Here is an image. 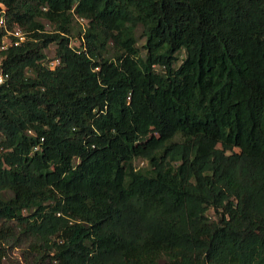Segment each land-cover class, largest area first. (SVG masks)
I'll return each mask as SVG.
<instances>
[{"label":"trees","instance_id":"16d2710c","mask_svg":"<svg viewBox=\"0 0 264 264\" xmlns=\"http://www.w3.org/2000/svg\"><path fill=\"white\" fill-rule=\"evenodd\" d=\"M0 10L30 38L2 53L0 264L21 237L34 264H264V0Z\"/></svg>","mask_w":264,"mask_h":264},{"label":"rangeland","instance_id":"374dc122","mask_svg":"<svg viewBox=\"0 0 264 264\" xmlns=\"http://www.w3.org/2000/svg\"><path fill=\"white\" fill-rule=\"evenodd\" d=\"M42 21L44 22L47 30L55 29V26L49 23L47 20L43 19ZM71 30L73 35L78 34V31H80V24L73 22V24H71ZM136 37H137V46L139 49V53L140 55L145 56L146 55V49L144 47L145 37L143 35V28L141 26L137 27L136 29ZM72 44L78 45L80 44V42L78 40L76 41V43L72 42ZM56 49H57L56 43H52L49 46L47 50L49 57L52 58L55 56ZM104 55L107 56L108 58L114 59V56H116V52L112 43L108 45L107 51L104 53ZM185 56H186L185 51H181L179 53L178 61L175 64L176 67H178L182 63ZM134 165L137 167V169L149 168V164L146 160L143 161L141 159H137L135 160ZM1 194L4 198H9L11 196L10 192L9 193L1 192ZM25 213L27 214L28 211H25ZM211 214L213 213L211 212ZM8 245H9L7 249L8 255L5 259V264H34L36 258L39 257V252L41 251L39 244H37V246L35 245L36 247L31 248L30 240H26L25 237H21V239H17V238L10 239Z\"/></svg>","mask_w":264,"mask_h":264},{"label":"built area","instance_id":"2783aa9c","mask_svg":"<svg viewBox=\"0 0 264 264\" xmlns=\"http://www.w3.org/2000/svg\"><path fill=\"white\" fill-rule=\"evenodd\" d=\"M0 28L4 29L5 31V34L2 38V43L0 45V84H3L10 78V74L2 68V53L12 46L21 45L30 38L27 32L21 27H15L12 29L7 27L5 10H0ZM60 62V58H56L50 62V66L55 67L59 65Z\"/></svg>","mask_w":264,"mask_h":264}]
</instances>
